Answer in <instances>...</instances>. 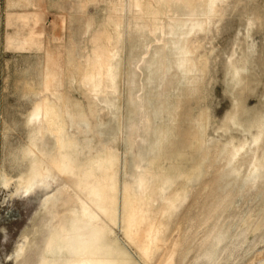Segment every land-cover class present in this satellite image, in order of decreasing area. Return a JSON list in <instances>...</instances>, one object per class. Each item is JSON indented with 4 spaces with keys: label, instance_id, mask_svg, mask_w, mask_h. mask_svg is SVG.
Instances as JSON below:
<instances>
[{
    "label": "rangeland",
    "instance_id": "1",
    "mask_svg": "<svg viewBox=\"0 0 264 264\" xmlns=\"http://www.w3.org/2000/svg\"><path fill=\"white\" fill-rule=\"evenodd\" d=\"M59 139L117 161L127 264H264V0H0V264L79 206L57 172L24 188ZM124 191L161 224L147 257Z\"/></svg>",
    "mask_w": 264,
    "mask_h": 264
},
{
    "label": "bare ground",
    "instance_id": "2",
    "mask_svg": "<svg viewBox=\"0 0 264 264\" xmlns=\"http://www.w3.org/2000/svg\"><path fill=\"white\" fill-rule=\"evenodd\" d=\"M73 148L72 143L66 140L64 143L59 139L55 154L42 157L44 162H37L38 166L25 181L24 188L29 190L36 177L57 172L64 178L68 188L73 189L74 198L79 205L77 209L69 207L62 215L52 212L49 233L38 264L130 263L111 237V225H117L120 203L117 161L113 155L108 154L95 156L86 164H80ZM142 201L124 191L120 204L121 222L128 239L136 232L140 233L141 242L143 240L145 243L146 240L148 245L139 251L147 257L146 250L149 247L161 245V224L159 221L153 223L146 220ZM62 208H65V204ZM165 248L166 259L164 256L162 264H172V248Z\"/></svg>",
    "mask_w": 264,
    "mask_h": 264
},
{
    "label": "snow or ice",
    "instance_id": "3",
    "mask_svg": "<svg viewBox=\"0 0 264 264\" xmlns=\"http://www.w3.org/2000/svg\"><path fill=\"white\" fill-rule=\"evenodd\" d=\"M249 179H254V177L253 176H250Z\"/></svg>",
    "mask_w": 264,
    "mask_h": 264
}]
</instances>
